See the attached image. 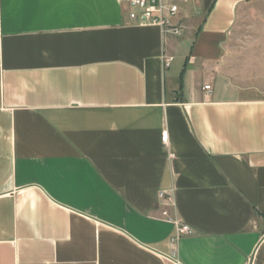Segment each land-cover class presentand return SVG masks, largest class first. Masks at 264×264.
I'll return each mask as SVG.
<instances>
[{
	"label": "crops",
	"instance_id": "0c3cea01",
	"mask_svg": "<svg viewBox=\"0 0 264 264\" xmlns=\"http://www.w3.org/2000/svg\"><path fill=\"white\" fill-rule=\"evenodd\" d=\"M126 1L0 0V264H264V98L226 69L249 0L181 3L180 36Z\"/></svg>",
	"mask_w": 264,
	"mask_h": 264
},
{
	"label": "rangeland",
	"instance_id": "374dc122",
	"mask_svg": "<svg viewBox=\"0 0 264 264\" xmlns=\"http://www.w3.org/2000/svg\"><path fill=\"white\" fill-rule=\"evenodd\" d=\"M235 24L227 44L226 69L250 97L264 98V0H249Z\"/></svg>",
	"mask_w": 264,
	"mask_h": 264
},
{
	"label": "built area",
	"instance_id": "2783aa9c",
	"mask_svg": "<svg viewBox=\"0 0 264 264\" xmlns=\"http://www.w3.org/2000/svg\"><path fill=\"white\" fill-rule=\"evenodd\" d=\"M188 0H127L129 6L128 17L133 23L145 26L159 27L163 33L173 36H180L183 31V24L179 17L180 4L187 3ZM172 57L163 58V66L169 67ZM205 91L209 90V86L204 87ZM166 142V134L162 137ZM159 198L164 199V193H159ZM175 227V235L171 239V243L178 242L183 236L192 234V230L188 225L179 221L168 218ZM170 264H181L174 253L167 257Z\"/></svg>",
	"mask_w": 264,
	"mask_h": 264
}]
</instances>
